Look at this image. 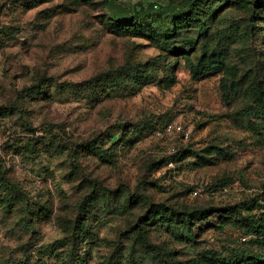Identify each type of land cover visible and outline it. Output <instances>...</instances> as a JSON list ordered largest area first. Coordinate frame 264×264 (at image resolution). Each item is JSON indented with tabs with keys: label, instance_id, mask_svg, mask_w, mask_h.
<instances>
[{
	"label": "rangeland",
	"instance_id": "obj_1",
	"mask_svg": "<svg viewBox=\"0 0 264 264\" xmlns=\"http://www.w3.org/2000/svg\"><path fill=\"white\" fill-rule=\"evenodd\" d=\"M263 214L259 0H0V264H262Z\"/></svg>",
	"mask_w": 264,
	"mask_h": 264
},
{
	"label": "trees",
	"instance_id": "obj_2",
	"mask_svg": "<svg viewBox=\"0 0 264 264\" xmlns=\"http://www.w3.org/2000/svg\"><path fill=\"white\" fill-rule=\"evenodd\" d=\"M261 4L264 5V0H259ZM140 3V2H139ZM142 5L143 11H144V4L140 3ZM141 7L136 6V9H133V5L131 7L130 11V18H129V23L126 24H121V25H112V30L114 33L117 35H143V31L140 28L139 25L136 24L135 20L138 18H141L143 11L140 12ZM188 16L190 19H178L174 20V27L175 30L178 31V28L181 29L182 27H189L196 29V32H198L201 36H204L206 33V26H205V20L201 19V15L198 14V12L195 10V8H190L188 12ZM186 55V53L182 54ZM122 136L121 135L119 138H115V140H112L113 142L110 145H115L118 144L122 141ZM111 137L106 136L105 138H100L98 142L94 143L91 147L93 151L100 153L101 155H105L106 151L108 149L102 148L108 141L110 142ZM223 210H218V209H209L207 212H205L199 219L197 217L200 216V214H194V213H180L177 211H174L170 214H164L163 212H157L150 220L149 223L155 222V218L157 220H160L162 222L170 221L172 219L179 220L180 222H185L187 225L190 224L192 221H198V223H202V221H212L213 217H217L218 219H221ZM228 213V212H227ZM155 217V218H154ZM147 223V224H149ZM196 224V226L198 225ZM196 226L193 227V232ZM245 229L248 234H253L257 236L258 238L264 239V214L260 216V218H246V224H245ZM264 264V262H262Z\"/></svg>",
	"mask_w": 264,
	"mask_h": 264
},
{
	"label": "water",
	"instance_id": "obj_3",
	"mask_svg": "<svg viewBox=\"0 0 264 264\" xmlns=\"http://www.w3.org/2000/svg\"><path fill=\"white\" fill-rule=\"evenodd\" d=\"M136 6L141 7L140 12L143 11L142 5H141L140 3H136V4L133 5V9H134V10L136 9Z\"/></svg>",
	"mask_w": 264,
	"mask_h": 264
},
{
	"label": "built area",
	"instance_id": "obj_4",
	"mask_svg": "<svg viewBox=\"0 0 264 264\" xmlns=\"http://www.w3.org/2000/svg\"><path fill=\"white\" fill-rule=\"evenodd\" d=\"M178 131H180V128H177Z\"/></svg>",
	"mask_w": 264,
	"mask_h": 264
}]
</instances>
